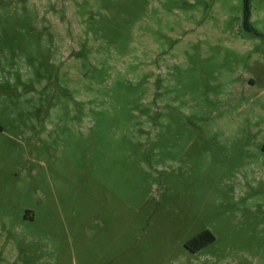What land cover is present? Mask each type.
<instances>
[{
    "label": "rangeland",
    "instance_id": "374dc122",
    "mask_svg": "<svg viewBox=\"0 0 264 264\" xmlns=\"http://www.w3.org/2000/svg\"><path fill=\"white\" fill-rule=\"evenodd\" d=\"M0 264H264V0H0Z\"/></svg>",
    "mask_w": 264,
    "mask_h": 264
},
{
    "label": "trees",
    "instance_id": "16d2710c",
    "mask_svg": "<svg viewBox=\"0 0 264 264\" xmlns=\"http://www.w3.org/2000/svg\"><path fill=\"white\" fill-rule=\"evenodd\" d=\"M205 236H208V241H200V238H204ZM213 239H214L213 235L209 231L205 230V231H202L197 236L188 240L185 243V245L188 247L191 242H195L197 244L196 249H198V248L204 246L205 244H207L208 242L212 241Z\"/></svg>",
    "mask_w": 264,
    "mask_h": 264
}]
</instances>
